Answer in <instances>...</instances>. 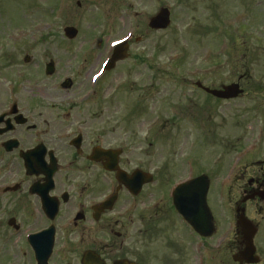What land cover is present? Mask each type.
I'll list each match as a JSON object with an SVG mask.
<instances>
[{"label": "flooded vegetation", "instance_id": "1", "mask_svg": "<svg viewBox=\"0 0 264 264\" xmlns=\"http://www.w3.org/2000/svg\"><path fill=\"white\" fill-rule=\"evenodd\" d=\"M145 6L140 0H62V25L72 26L66 19L69 13L87 12L91 20L97 16L98 25L103 26L93 53L66 61L74 69L71 88L66 91L59 85L62 59L45 54L20 58L23 47L16 48L19 44L0 38L4 45H12L0 54L4 62L0 67V256H4L0 264H83L86 253L92 262L85 264H94L95 256H100L103 264L158 261L155 245L165 239L156 223L167 195L163 202L162 156L150 149L161 150V140L151 132L147 139L146 125L154 119L146 122V97L130 110L125 103L120 107L108 101L114 90L102 92L95 84L89 91L87 85L88 76L110 54L103 30H111L118 20L120 33L130 29L140 32L136 39L146 37L150 16ZM79 23L77 18L74 24ZM132 36L130 32L129 51ZM47 39L43 37L42 41ZM83 40L91 41L92 37ZM46 63L51 75L42 79L38 73L44 72ZM122 63L115 66L119 70L113 69L116 78H129L131 66L123 69ZM153 64L155 59H147L144 49L139 59L141 70H133L141 76L142 84L147 67L153 69L150 77L156 71ZM34 74L38 78H27ZM107 75L103 73V77ZM67 98L72 101L67 102ZM253 152L260 153L258 149ZM251 163L258 165V174L238 186L237 200L245 208L252 205L258 213L259 232L264 218V162ZM242 166L240 162L227 179L225 191L233 186ZM173 168L182 172L175 180H183H174L176 185L187 180L185 173L194 172L192 165L183 168L176 164ZM137 172L149 174L151 179L145 175L136 182L137 176L132 175ZM102 181L105 188L95 192L92 186ZM125 182L136 192L128 190ZM112 197L110 206L101 210L100 203ZM103 227L108 229L105 236L110 241L99 239ZM135 234L141 238L136 247L125 250L117 242L123 237L134 238ZM170 245L173 243L169 239L165 248ZM217 248L221 250V243ZM241 248L242 243L238 250ZM48 249L46 262L38 263L36 253Z\"/></svg>", "mask_w": 264, "mask_h": 264}, {"label": "rangeland", "instance_id": "2", "mask_svg": "<svg viewBox=\"0 0 264 264\" xmlns=\"http://www.w3.org/2000/svg\"><path fill=\"white\" fill-rule=\"evenodd\" d=\"M140 1L142 4H146L144 10L147 13L154 11L155 7L149 0ZM167 2L166 4L173 10L171 27L160 33L153 34L147 41L148 45L155 41H161L162 44L159 45V48L162 56L158 58V64L162 66L163 70L169 69L168 64L171 58L183 55L182 64H178L180 67L173 69L175 71L181 70V74L175 77L177 80H181L182 77L192 82L200 80L206 86L217 88L221 84L235 83L240 74L248 73L249 75L248 79L240 82V84H243L245 95L242 98L227 102L215 101L212 98L207 100L202 97L201 93L199 95L197 91H193L188 86L181 87L182 91H179L180 93L175 90H179V86L173 88L170 84H163L160 89L162 91L161 98L168 100L170 95H167L173 93V96L171 95L172 100L180 103V111L186 109V106L189 105V111L203 114L204 122H207V125L197 123L191 113V119L187 123V127H185L186 130L191 132L182 129L183 131L181 132L176 130L167 133L169 129H165L162 126L161 130L163 131L164 139H162L161 144L163 149L158 150L154 147L153 149L157 151L158 155L165 158H168L173 150H178L181 156L186 155V157L195 158L199 163L201 160L205 169L204 174L207 176L211 172L212 187L210 191H212L213 198L216 183L222 176V171H225L224 166L226 168L230 160L233 161V154L224 155L226 143L234 146L240 142L236 146L237 148L244 142L242 141L243 139L251 138V135H259L260 133L262 134V139H264V108L262 111L261 109L257 110V112L255 110L259 105L264 107V92L257 93V87L264 88V0H167ZM3 6V9L0 8V34L26 26L28 27L23 30L31 31V26L43 25L47 21L49 25L53 26L52 30L48 32L49 38L45 42L39 41L33 44L34 41L26 40V44H24L26 49L23 47L19 51L20 57L24 54H45L49 57L51 55L56 56L55 53H64L62 41L58 40V38L62 39V15L55 10L56 0H6L3 2ZM242 13L245 15V23L242 24L243 33H238L239 26L242 25H238L236 18L240 20ZM75 14L69 13L66 19L68 24L78 28L77 24H74L78 18L83 28L80 39H85L102 30V25H98L100 21H98L97 16L91 20V16L87 12ZM206 25L211 28L207 30ZM222 28L223 30L226 28V31H222ZM236 28H238L237 32H235ZM116 33L118 34V32H114L110 38H116L120 35L114 36ZM236 33L238 38L235 36ZM80 45V42L75 43L74 49L79 48ZM244 46L247 50V55L242 57L238 49L242 47L245 50ZM72 52L74 51H69V53ZM3 64L4 62L0 61V67ZM60 67L62 72L72 71L70 63H67L65 59H62ZM116 69L119 70L120 68L118 67L114 70ZM188 69L189 71L192 70L193 74L182 72ZM114 70L107 79V85L115 81L112 84L114 86L123 80V77L116 78ZM27 78L36 79L38 75H27ZM173 83L172 81V85ZM178 84L180 83L178 82ZM126 92L125 88H121L108 101H111L113 106L118 105L121 107L126 103V98L129 96H126ZM150 104L146 105L149 110L151 109ZM251 108L252 110H250ZM189 113L186 112L187 115L181 114L180 116L187 119ZM149 118L151 119V117ZM149 118L146 122L150 120ZM151 133L155 135L157 130ZM186 133H191L190 140L187 138ZM186 138L189 140L187 147H185ZM252 138L254 137L252 136ZM225 140H231V142H225ZM249 141L250 139L246 144ZM263 142L260 141L259 143L262 153H264ZM167 147L170 149L168 153L166 151ZM227 150L233 151L232 149ZM263 157L262 155L260 157L255 155L252 159H262ZM225 159H228L226 163ZM180 162L181 159L175 161V164L180 165ZM172 163L173 161L169 162L168 160L165 166L170 168ZM222 164L224 165L221 169ZM168 172H171L170 175L163 173L164 186H168L177 176H182V172L174 168ZM257 174L258 169L249 159L240 169L233 186L228 189L226 203L221 204L222 213L224 211L222 218L224 217L226 221L223 222L220 218H216L218 219L216 221L217 234L210 240V242L215 243L216 239L214 238L217 235L221 238L227 236L225 239L226 243L218 253L206 251L207 264H234L231 261V254L234 252L236 245L235 232L231 235L232 229L231 225H229L233 219H230L229 215L232 216L234 212L230 208L238 201L240 193V191L238 192V186L246 184L250 177ZM105 185L106 183L102 181L93 185L92 188L94 191L97 190L95 192H99L105 188ZM90 194H92V191L88 195ZM171 215L170 210L166 211L163 208L156 223L162 229L163 235L161 238L165 239V241H159L154 249V252L162 253L160 264H199V255H197L195 250V246H199L196 243V238L192 239L193 242L187 243L186 239H189L187 232L180 228L179 223ZM246 216L252 221H257L260 218L255 217L251 205H247ZM261 226L255 240V246L257 247V255L260 258L259 264H264V219L261 222ZM107 232L108 229L105 227L99 229V239L110 241V238L105 236ZM118 238H121V236ZM169 239L173 245L165 248ZM140 240L141 238L135 234L134 238L123 237L117 242H121L123 249L126 250L129 246L136 247L139 245ZM121 243L117 245L118 250L122 248ZM0 258H4V256L2 255Z\"/></svg>", "mask_w": 264, "mask_h": 264}, {"label": "water", "instance_id": "3", "mask_svg": "<svg viewBox=\"0 0 264 264\" xmlns=\"http://www.w3.org/2000/svg\"><path fill=\"white\" fill-rule=\"evenodd\" d=\"M158 21H161V24L159 25V27H162V28H165L168 21H167V16L166 14L159 16V19H153L152 22L154 24L158 23ZM75 33L71 34L70 36L73 37ZM236 86H230L229 88H225L224 90V94H232V93H235L236 92ZM217 95V93H215ZM222 96V95H220ZM191 214H196V218H197V223L199 226H203V225H206L207 223L205 222L206 220V217L201 215L200 213V209L197 208L196 209H190L189 210ZM206 215L208 217V220H209V223H210V226H212L211 224V218H210V215H209V212L206 211ZM193 224V223H192ZM239 226H241L243 229H244V238L246 240V243H245V249H244V252L240 253V256H241V259H238L236 258L235 256L233 257V260L234 261H238L240 263L242 262H246V263H256L257 260L256 259H253L252 255L254 253V248H253V245H252V236L254 234V229L250 226V224L248 223V221L244 220L242 217L241 219L239 220L238 222ZM199 232H201V228H196ZM242 259H244V261H242Z\"/></svg>", "mask_w": 264, "mask_h": 264}]
</instances>
